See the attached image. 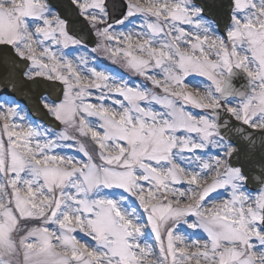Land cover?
Segmentation results:
<instances>
[{
	"label": "snow or ice",
	"instance_id": "1",
	"mask_svg": "<svg viewBox=\"0 0 264 264\" xmlns=\"http://www.w3.org/2000/svg\"><path fill=\"white\" fill-rule=\"evenodd\" d=\"M0 264H264V0H0Z\"/></svg>",
	"mask_w": 264,
	"mask_h": 264
},
{
	"label": "rangeland",
	"instance_id": "2",
	"mask_svg": "<svg viewBox=\"0 0 264 264\" xmlns=\"http://www.w3.org/2000/svg\"><path fill=\"white\" fill-rule=\"evenodd\" d=\"M106 62H107V61H106ZM107 63H109V62H107ZM107 63H106V64H107ZM112 67H113V68H117V69L119 68V66H117V65H112ZM119 70H120L121 72L124 71L123 69H119Z\"/></svg>",
	"mask_w": 264,
	"mask_h": 264
}]
</instances>
